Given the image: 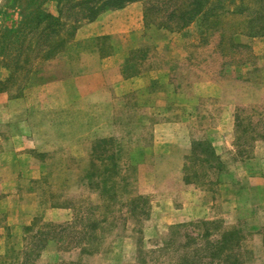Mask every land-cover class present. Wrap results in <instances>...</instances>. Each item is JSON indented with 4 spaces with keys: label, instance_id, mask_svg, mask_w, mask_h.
Wrapping results in <instances>:
<instances>
[{
    "label": "rangeland",
    "instance_id": "374dc122",
    "mask_svg": "<svg viewBox=\"0 0 264 264\" xmlns=\"http://www.w3.org/2000/svg\"><path fill=\"white\" fill-rule=\"evenodd\" d=\"M37 3L54 17L64 4L0 0V227L7 187L16 177L23 188L16 193L18 213H24L3 229L9 237L0 264H264V206L258 205L264 186L254 197L247 191L256 182L264 185V37L230 39L234 23L241 26L239 16L216 28L194 23L173 34L157 29L159 18H152L146 39L162 35L147 50H135L128 34L117 37L118 50L140 60L156 83L170 75L173 88L184 92L198 86L201 73L207 89L216 84L227 94L237 80L262 93L256 104L231 106V139L222 144L230 128L216 124L224 114L217 97H201L188 112L194 101L183 93L167 111L155 94L145 97L158 105L152 108L149 101L133 105L136 95L125 98L116 62L100 61L95 43L74 41L76 29L89 21L67 20L66 11L56 35L44 34L40 25L34 48L33 26L24 17ZM106 87L112 91L107 96L100 91ZM166 119L188 121V127L155 137L153 123ZM182 133L222 144L220 176L201 172L199 179L191 170L194 184L182 181ZM100 137H110L107 145L96 143ZM103 173L114 183L106 191L98 184ZM26 190L34 192L30 209L21 200ZM230 231L237 239L223 237Z\"/></svg>",
    "mask_w": 264,
    "mask_h": 264
},
{
    "label": "crops",
    "instance_id": "0c3cea01",
    "mask_svg": "<svg viewBox=\"0 0 264 264\" xmlns=\"http://www.w3.org/2000/svg\"><path fill=\"white\" fill-rule=\"evenodd\" d=\"M50 13V12H49ZM51 15L55 16L54 13H50ZM58 13L56 12V16ZM150 28L146 27L144 25L143 21V5L141 2H132L128 3L125 6L108 10L105 12L100 13L96 16L93 20L86 22L78 27L76 29L74 34V41L75 42H82V44L87 43H95L94 47L96 49V52L98 54V58L100 61H105L107 59H113L114 62H116V67L114 66L113 70H116L117 73V79L118 81H121V91L120 93L123 94L126 98L128 95H136L138 98L134 100L133 105L137 106H145L146 101H149L146 105L148 107H155L158 105L153 104L151 100H147L150 98L151 95L159 96L161 99V102L159 103V106L165 109L167 111L168 107L171 106V103L175 96L186 95L187 97H190L194 101V105L191 106V109L188 107L186 109V112L193 111V106L198 105L200 102L201 97H207L213 96L219 98L218 101L219 105L222 107V111L224 114L216 121L217 126L219 128H230V135L224 136L222 138V144L225 142L227 143V140L231 139V132H232V122H231V106L234 107L236 105H248V104H256L260 101V98L262 96V93L258 90H255L252 92V89L247 88L244 83H239L237 85V80H234V88H228L227 94H225L224 91H222V88L216 87L213 85L210 87V89H207L205 86L206 83V76L205 74H197L196 78L198 79V86L193 87L192 89H187L184 92L178 91V88H173L172 78L170 80V75H165V81H160L159 83H156L154 74L151 71H145L141 68V61L134 59L132 61L128 60V57L123 51H119L118 48L120 47V44H118L117 37H121L123 35L128 34L132 37V40L134 42V49L137 50L138 48H146L148 44H152L156 46V38L158 36H161L160 31L158 33H154L152 35V38L146 39V34ZM169 34H173L172 32H169ZM249 40L253 39H260L262 40V37L260 38H248ZM118 47V48H117ZM100 54H102V57H105L103 59L100 58ZM114 54V55H113ZM113 55V56H112ZM104 81L106 84H108L107 78H104ZM220 83V82H219ZM233 83V82H232ZM156 84V87H153V85ZM237 87H240L239 89ZM100 91H104L102 95H109L112 93L110 92V89L108 87L101 88ZM145 97H148L145 99ZM153 128L155 132V137H157V133L160 132V130H167L172 129L173 127H188V121L183 120L180 123H172V120L166 119L163 123H153ZM166 137L169 138L167 135ZM183 137V144L184 148H186V155L184 156V162L182 165V181L187 184H194L193 181H186L184 177L190 173V170H196L198 173H201L204 176H210L212 170L210 169L209 165L207 163L198 165L194 163L192 160V156L194 153L193 145L197 142H204L210 146L211 152L214 154L215 158H217L221 163V172H219V176L221 173H223L225 169V164L220 156V149H222V144L220 146L219 143L216 144V142L212 139H200V140H192L189 139L188 133H182ZM110 137H100L98 141L107 139ZM172 138V136H170ZM97 142V140H96ZM117 145H120L119 141H116ZM122 146V145H121ZM123 149L120 148V151ZM167 154V153H166ZM131 156L128 155V159ZM133 158H136V156H133ZM129 164H132L130 162ZM196 164V165H195ZM128 165V164H127ZM129 166V165H128ZM187 166V168H186ZM211 171V172H210ZM122 172V171H121ZM119 174L120 179H122V174ZM253 174V173H252ZM258 174V173H254ZM216 174L215 176H217ZM259 175L263 176V170L260 171ZM256 176V175H255ZM17 180V177L15 178ZM261 179V178H260ZM16 180L10 184L8 188V197H6V200L4 202V212L7 213V217L5 220V225L0 227V254L4 251V243L5 241L4 237H9L8 234L4 235L3 229H8V227H14V225H17L19 222L18 219L23 218L24 213H18V197H16V193L22 192L23 189L22 186L17 185ZM18 181V180H17ZM263 184L256 182V186L249 185L247 187V191L250 194L251 197H254L252 195H256L257 191L263 192ZM34 195V192H29L26 190L25 194L22 195V199L28 200V209L33 208L34 205L30 204V198L29 196ZM12 198V199H11ZM37 200V199H36ZM20 203V202H19ZM258 205L264 206L263 201L260 202ZM10 212V215H9ZM16 213V215H14ZM19 214V215H18ZM7 240V239H6Z\"/></svg>",
    "mask_w": 264,
    "mask_h": 264
},
{
    "label": "trees",
    "instance_id": "16d2710c",
    "mask_svg": "<svg viewBox=\"0 0 264 264\" xmlns=\"http://www.w3.org/2000/svg\"><path fill=\"white\" fill-rule=\"evenodd\" d=\"M44 1L42 0V2ZM137 1L143 4V21L146 27L153 24L152 18H159L158 25H156L157 29H164L169 32H179L194 23H198L200 27L208 29L211 27L216 28L228 17L233 19L234 16H239L242 17L239 22L241 26L237 28V23H234V31L236 32L231 34L230 39H234L237 35H242L246 38L264 37V0H63L62 8H58V17L43 12L40 9L41 7H39L41 3H37L35 8L25 15L24 24L28 25L29 29L33 26L31 30L35 33V48L39 37L42 35V33H37L38 29L41 28L40 25L42 23L45 25L42 31L44 34L48 32L51 35H56L59 31L57 30V26L60 25L59 21L66 11L70 15L67 20L73 18L74 23H77L81 20L91 21L102 12L118 9L128 3ZM70 2L73 5L68 9H64ZM239 111L236 113V120L239 118ZM107 142H109L108 139H104L96 143L107 145ZM193 150L194 153L190 161H194L198 165L207 163L212 171L221 172L222 165L215 158L208 144L204 142L194 143ZM193 174L188 173L184 179L193 181L190 177L191 175L193 177L196 175L199 179L203 176L197 171H194ZM105 175L106 173L100 174V183H98L101 184L103 191L107 190L106 184L108 182L114 184L109 179L110 176L107 178ZM135 199H141V196ZM235 233V231H230L225 233L223 237L228 235L226 237L237 239Z\"/></svg>",
    "mask_w": 264,
    "mask_h": 264
}]
</instances>
